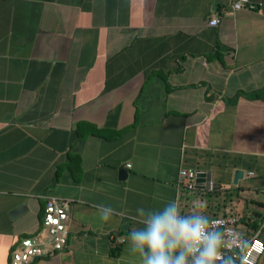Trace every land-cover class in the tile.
Segmentation results:
<instances>
[{"label":"crops","instance_id":"1","mask_svg":"<svg viewBox=\"0 0 264 264\" xmlns=\"http://www.w3.org/2000/svg\"><path fill=\"white\" fill-rule=\"evenodd\" d=\"M230 2L0 0V264L42 230L48 195L67 243L28 264H138L131 217L169 200L264 241V0ZM181 167L216 184L179 188Z\"/></svg>","mask_w":264,"mask_h":264},{"label":"clouds","instance_id":"2","mask_svg":"<svg viewBox=\"0 0 264 264\" xmlns=\"http://www.w3.org/2000/svg\"><path fill=\"white\" fill-rule=\"evenodd\" d=\"M96 207L104 222L118 214L108 204ZM205 209L206 202L200 200L188 214L173 200L157 209L137 207L131 218L141 226L129 231L127 251L138 264H237V257L242 262L252 242L239 232L226 231Z\"/></svg>","mask_w":264,"mask_h":264},{"label":"built area","instance_id":"3","mask_svg":"<svg viewBox=\"0 0 264 264\" xmlns=\"http://www.w3.org/2000/svg\"><path fill=\"white\" fill-rule=\"evenodd\" d=\"M248 1L249 0H231L230 6L232 9H239ZM207 23L211 26H217L219 23V16L217 14H212ZM129 165L130 164H128V166ZM196 173L197 169L181 167L178 171V187L186 190L194 189ZM251 174L252 172H248V175ZM45 200L46 202L41 219L42 230L37 234L23 237L18 241L11 251L10 264H28L35 257L51 254L54 250L65 247L69 233L68 206L54 195L46 196ZM212 218L220 219L223 222V228L229 233H231V231L241 233L235 227L238 221L237 218L231 216H216ZM244 237L252 242V247L249 249L248 254L244 257L242 262L239 257H237V261L244 264H258L259 258L264 254V241L258 235ZM226 246L231 249L232 243L229 242Z\"/></svg>","mask_w":264,"mask_h":264},{"label":"water","instance_id":"4","mask_svg":"<svg viewBox=\"0 0 264 264\" xmlns=\"http://www.w3.org/2000/svg\"><path fill=\"white\" fill-rule=\"evenodd\" d=\"M126 170H119V177H125ZM243 170L235 169L233 174V183H237L238 179L242 178ZM216 183L211 181V173L209 171L197 170L195 178V187L196 188H209L213 187ZM25 204H20L19 206L13 208L10 212L12 218H16L25 210Z\"/></svg>","mask_w":264,"mask_h":264}]
</instances>
